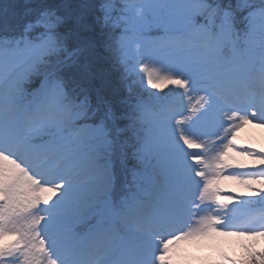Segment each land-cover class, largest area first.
<instances>
[{"label": "snow or ice", "instance_id": "1", "mask_svg": "<svg viewBox=\"0 0 264 264\" xmlns=\"http://www.w3.org/2000/svg\"><path fill=\"white\" fill-rule=\"evenodd\" d=\"M264 0H0V264H264Z\"/></svg>", "mask_w": 264, "mask_h": 264}, {"label": "rangeland", "instance_id": "2", "mask_svg": "<svg viewBox=\"0 0 264 264\" xmlns=\"http://www.w3.org/2000/svg\"><path fill=\"white\" fill-rule=\"evenodd\" d=\"M247 128L248 127H246V130ZM259 128L260 136L264 137V128ZM250 139L258 147L264 146V143H257L256 141H253L252 137H250ZM263 246L264 241H257V248H261ZM183 247L185 249L187 259L182 260L181 264H214L219 257L221 249L229 255H234L236 257H240V249H242L240 242L235 239L222 240L219 243V247L207 244L199 246L196 244H184Z\"/></svg>", "mask_w": 264, "mask_h": 264}, {"label": "bare ground", "instance_id": "3", "mask_svg": "<svg viewBox=\"0 0 264 264\" xmlns=\"http://www.w3.org/2000/svg\"><path fill=\"white\" fill-rule=\"evenodd\" d=\"M264 135V134H263ZM247 136H253L255 137L256 139H260V140H263L264 141V137L263 136H260V128L259 127H253L252 125H250L247 130H246V127L243 128L241 131H240V134H239V139L244 142V138H248Z\"/></svg>", "mask_w": 264, "mask_h": 264}]
</instances>
